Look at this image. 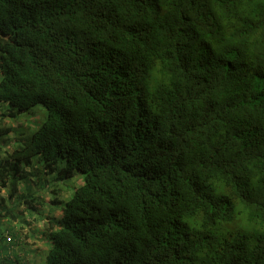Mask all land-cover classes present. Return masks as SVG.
<instances>
[{"label": "trees", "instance_id": "1", "mask_svg": "<svg viewBox=\"0 0 264 264\" xmlns=\"http://www.w3.org/2000/svg\"><path fill=\"white\" fill-rule=\"evenodd\" d=\"M0 105L43 264H264V0H0Z\"/></svg>", "mask_w": 264, "mask_h": 264}, {"label": "rangeland", "instance_id": "2", "mask_svg": "<svg viewBox=\"0 0 264 264\" xmlns=\"http://www.w3.org/2000/svg\"><path fill=\"white\" fill-rule=\"evenodd\" d=\"M2 114L3 108L0 105V124L11 123L18 128H22L27 124H31L30 126L36 125L40 121L39 114H22L11 121L9 117L2 116ZM16 134H8L10 142ZM6 142L8 140H1L0 146L7 148L9 143L6 144ZM26 170H29L30 174L23 180H12L11 182L9 180L7 186L2 188L0 192V230L4 231V235H8L10 238L7 241L9 244L6 248V257L10 260H16L15 264H43L47 250L50 247L48 217L59 216L61 211L59 204L51 203L52 199L66 197L69 190L67 192V187L63 188L61 184L56 183L51 178L52 174H46L42 162L38 159H34L33 164L26 167ZM67 183L69 185V181ZM58 186H61V189L57 190ZM27 189L30 191H27ZM29 192L34 193L41 200V203H38L35 207L36 211L32 214L22 204L23 195ZM8 208H11V210H8ZM13 215L14 217H12ZM5 227L7 229H2ZM8 227L12 231V237ZM0 254L4 256L3 252ZM1 264L11 263L4 259Z\"/></svg>", "mask_w": 264, "mask_h": 264}]
</instances>
